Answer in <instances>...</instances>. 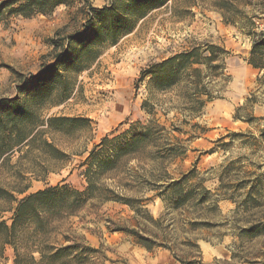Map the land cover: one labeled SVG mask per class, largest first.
<instances>
[{
    "label": "rangeland",
    "instance_id": "374dc122",
    "mask_svg": "<svg viewBox=\"0 0 264 264\" xmlns=\"http://www.w3.org/2000/svg\"><path fill=\"white\" fill-rule=\"evenodd\" d=\"M262 1L168 0L116 45L84 39L73 47L70 59H76L63 72L67 93L53 97L68 99L42 114L86 118L90 127L48 136L69 159L46 182L28 174L26 195L65 185L83 192L87 166L81 164L104 138L128 140L134 129L157 120V142L119 177L105 181L131 207L92 201L75 215L52 219L45 232L20 226L9 241L0 229V264H264V82H229L224 71L235 64L245 73L250 34L264 33ZM114 3L120 5L70 0L30 19L4 10L0 101L24 100L18 86L54 64L62 50L51 41L82 32L92 8ZM192 50L198 51L193 65L182 69L179 60L160 66ZM167 79L173 87L158 91L156 82ZM61 166L54 163L56 170ZM183 178L180 191L166 189ZM12 180L0 170V181ZM12 217L0 211V222L8 226ZM141 240H149L152 250L140 246Z\"/></svg>",
    "mask_w": 264,
    "mask_h": 264
},
{
    "label": "trees",
    "instance_id": "16d2710c",
    "mask_svg": "<svg viewBox=\"0 0 264 264\" xmlns=\"http://www.w3.org/2000/svg\"><path fill=\"white\" fill-rule=\"evenodd\" d=\"M69 1L5 0L0 4V16L4 10L9 9L12 14L30 19L35 15L52 11L58 6L67 5ZM115 1L120 5L116 6L114 3L101 10L92 8L88 25L82 32L68 36L64 40L51 41L55 49L62 48V50L56 56L54 64L44 66L37 76L25 80L18 86L19 95L24 96V100L15 97L0 101V170L6 169L13 179L11 182L0 181V203L5 205L0 211L13 213L11 226L6 222H0V229L4 230L7 241L10 236L16 234L20 226L24 225H34L37 232H45L49 229L52 219H58L64 213L67 216L75 215L92 201L101 204L117 202L130 205L131 203V200L116 195L105 181L119 177L130 160H140L142 151L157 142L153 133L154 128H160L157 120H153L144 128L134 129L128 140L122 141L123 137L113 140L104 138L81 164V167L87 166L83 172L87 188L83 192L65 185L50 186L26 195L31 189V184L26 183L28 174L36 181L46 182L48 176L62 170L69 159V155L57 147L55 139L49 140L48 136L54 132H68L83 125L90 127V120L86 118H44L42 114L44 110L59 106L68 99L63 98L66 100L60 103L53 100V97L57 98L67 93V83L62 82L63 72H67L71 62L76 59H70L73 47L84 39H88L87 44L91 45L96 43L116 45L122 36L132 33L149 12L168 2V0ZM15 5H18L17 8H13ZM260 5L264 9V0ZM119 9L123 11L120 12ZM95 20L98 21V29L94 26ZM250 35L253 36V40L248 64L255 69L264 70V33ZM197 52L192 50L178 54L160 66H168L181 60L184 69L188 63L190 65L195 63L191 61L197 57ZM221 52L225 51L221 50ZM209 61L212 59L210 58ZM174 83L167 79L165 82H156V87L158 91L165 92L171 89ZM206 94L210 95L207 91ZM109 152L113 155H109ZM16 155L20 156L13 165L12 158ZM54 163H60L61 168L56 170ZM185 181L186 178L173 182L166 189L180 191ZM202 193L207 194L208 191L202 189ZM205 198L206 195H203L199 201L204 202ZM149 217L154 221L152 216ZM140 239L144 241V238ZM137 243L148 251L152 250L149 240L146 242L141 240Z\"/></svg>",
    "mask_w": 264,
    "mask_h": 264
},
{
    "label": "crops",
    "instance_id": "0c3cea01",
    "mask_svg": "<svg viewBox=\"0 0 264 264\" xmlns=\"http://www.w3.org/2000/svg\"><path fill=\"white\" fill-rule=\"evenodd\" d=\"M245 73H242V66L232 64L224 71L230 76L229 82H264V70L255 69L248 64H245Z\"/></svg>",
    "mask_w": 264,
    "mask_h": 264
}]
</instances>
